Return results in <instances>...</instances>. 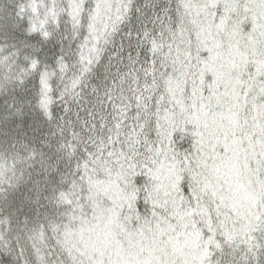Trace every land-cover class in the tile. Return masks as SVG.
<instances>
[{
  "label": "snow or ice",
  "instance_id": "obj_1",
  "mask_svg": "<svg viewBox=\"0 0 264 264\" xmlns=\"http://www.w3.org/2000/svg\"><path fill=\"white\" fill-rule=\"evenodd\" d=\"M0 264H264V0H0Z\"/></svg>",
  "mask_w": 264,
  "mask_h": 264
}]
</instances>
